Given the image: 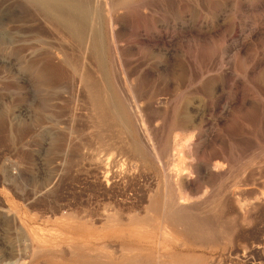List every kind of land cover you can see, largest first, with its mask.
Wrapping results in <instances>:
<instances>
[{"label": "rangeland", "instance_id": "374dc122", "mask_svg": "<svg viewBox=\"0 0 264 264\" xmlns=\"http://www.w3.org/2000/svg\"><path fill=\"white\" fill-rule=\"evenodd\" d=\"M81 1L0 0V264H264V0Z\"/></svg>", "mask_w": 264, "mask_h": 264}, {"label": "bare ground", "instance_id": "6f19581e", "mask_svg": "<svg viewBox=\"0 0 264 264\" xmlns=\"http://www.w3.org/2000/svg\"><path fill=\"white\" fill-rule=\"evenodd\" d=\"M38 2V5L40 4L41 6H43V8H46L47 10L51 11L52 13L55 14L58 22L65 27V29L68 31V33L71 36H78L79 38L83 36V29H82V19L84 18V12H83V7L81 4V0H35ZM113 1V0H112ZM118 1V0H117ZM107 6V5H106ZM39 7V6H38ZM107 8V7H106ZM109 13V12H108ZM119 14V13H118ZM112 18V17H111ZM95 19V18H94ZM50 21V20H49ZM52 24V23H51ZM54 25V24H53ZM90 35V34H89ZM88 35V36H89ZM68 36V35H67ZM93 38H96L95 35L93 36ZM73 38V37H72ZM71 38V39H72ZM89 39V38H88ZM91 39V38H90ZM89 39V40H90ZM63 40V39H62ZM68 40V39H67ZM88 40V41H89ZM99 40V39H98ZM67 42V41H65ZM71 42V41H70ZM93 42V40H92ZM90 42V43H92ZM100 42V41H99ZM82 44V43H81ZM88 44V43H87ZM96 44V43H95ZM91 45V44H90ZM95 50H96V46L93 45ZM99 46V44H98ZM88 53V52H87ZM101 54V53H100ZM97 55V54H96ZM67 60V59H66ZM101 60V59H100ZM121 64V63H120ZM71 65V64H70ZM73 66V65H72ZM89 70V69H88ZM90 71V70H89ZM92 72V71H91ZM90 73V72H89ZM88 73V74H89ZM86 74V71H85ZM91 75V74H90ZM83 76V75H82ZM118 78V77H117ZM81 79V78H80ZM83 79V83H85V79ZM81 79V80H82ZM122 81V80H121ZM120 81V82H121ZM87 82V80H86ZM91 82V81H90ZM125 83V82H124ZM97 85V84H96ZM94 85V86H96ZM89 87V86H88ZM96 89V88H94ZM133 89V88H132ZM104 90V89H103ZM101 91V90H100ZM97 92V91H96ZM101 93V92H99ZM98 94L95 93V95ZM97 96V95H96ZM86 97V96H85ZM113 97V96H112ZM99 98V95H98ZM114 98V97H113ZM141 98V97H140ZM112 99V98H111ZM110 98L101 95L99 99H97V101H95L94 105L96 108H103V110H109L113 107L112 101ZM142 99V98H141ZM138 100V99H137ZM82 102V101H81ZM115 102V101H114ZM128 103V102H127ZM119 104V103H117ZM115 105V104H114ZM122 105V103H121ZM132 105V103H131ZM149 105V104H148ZM83 107V106H82ZM94 107V108H95ZM131 107V106H130ZM122 109V108H121ZM138 110V109H137ZM93 111V110H92ZM131 112V111H130ZM145 112V111H144ZM103 113V112H102ZM135 114V113H134ZM134 116V115H133ZM136 116V115H135ZM139 117V116H138ZM104 125V124H103ZM142 128V127H141ZM107 137V136H106ZM172 139V138H171ZM178 139V138H177ZM151 140V139H150ZM129 141V140H128ZM151 145V144H150ZM114 147V146H113ZM173 147V146H172ZM135 147H133L134 149ZM149 148V147H148ZM176 148H174L175 150ZM149 150V149H148ZM110 152V151H109ZM111 153V152H110ZM108 154V153H107ZM111 155V154H110ZM172 156H174V154H172ZM110 158V157H109ZM178 158V157H177ZM179 160V158L177 159ZM182 160V159H181ZM96 162V161H95ZM100 162V161H99ZM200 162V161H199ZM215 164V163H214ZM238 164V163H237ZM179 165V164H178ZM243 165V164H242ZM108 166V165H107ZM167 166V165H166ZM233 167V166H232ZM109 168V167H108ZM219 168V167H218ZM251 169V168H250ZM176 173H174V176L171 177V179L173 180V183H169V185H167V183L165 184V189L163 191V196H162V206L164 208V212L166 214V216H168L170 219L172 218L173 220L170 221H174L175 223L178 222L180 224H182L183 226L187 227L188 230H190L189 228L192 227V225H196L198 224L197 222H195V220H191L189 216H187L185 214V212L181 211L180 209H182L183 207H181L184 203H185V196L182 193V188L185 186L186 184V175L181 172V171H175ZM240 172V171H239ZM173 174V173H172ZM225 174V172H224ZM248 174V173H247ZM170 175V173H169ZM220 175V174H219ZM245 175V174H244ZM118 176V175H117ZM168 176V175H167ZM229 176V175H228ZM238 176V175H237ZM241 176V175H240ZM249 176V175H248ZM170 177V176H169ZM231 177V176H230ZM232 178V177H231ZM236 178V177H235ZM227 179V178H226ZM171 180V181H172ZM228 181V180H227ZM224 182V181H223ZM234 182V181H233ZM234 184V183H233ZM248 185V184H247ZM219 186V185H217ZM242 186V185H241ZM206 187V186H205ZM230 187V186H229ZM233 188V187H232ZM204 189V188H203ZM235 189V188H234ZM205 190V189H204ZM231 192H234L233 194H235L237 191H239L238 189H231ZM204 192V191H203ZM230 192V193H231ZM212 193V192H211ZM238 193V192H237ZM207 194V193H206ZM215 196V195H214ZM202 197V196H201ZM195 199V198H194ZM159 202V201H158ZM207 202V201H206ZM155 203V202H154ZM160 203V202H159ZM202 203V202H201ZM157 206V205H156ZM181 207V208H180ZM184 210V208L182 209ZM186 210V209H185ZM189 212V211H188ZM134 215V214H133ZM165 216V217H166ZM109 217V216H108ZM196 218V217H195ZM200 218V217H199ZM198 218V219H199ZM140 219V218H139ZM167 219V218H166ZM168 220V219H167ZM201 223V222H199ZM181 225V226H182ZM205 224H203L204 226ZM182 226V227H183ZM184 228V227H183ZM205 228V227H204ZM207 228V227H206ZM196 230L195 228H191ZM186 230V229H185ZM197 231V230H196ZM203 231V230H202ZM187 232V230H186ZM198 232V231H197ZM194 233H196L194 231ZM201 233V232H200ZM213 233V232H212ZM209 235V234H208ZM214 235V234H213ZM52 253V252H51ZM54 255V254H53ZM49 261V260H48ZM52 262V261H51ZM12 264V263H11Z\"/></svg>", "mask_w": 264, "mask_h": 264}]
</instances>
